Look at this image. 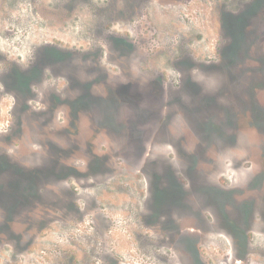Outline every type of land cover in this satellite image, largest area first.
<instances>
[{"label":"rangeland","instance_id":"1","mask_svg":"<svg viewBox=\"0 0 264 264\" xmlns=\"http://www.w3.org/2000/svg\"><path fill=\"white\" fill-rule=\"evenodd\" d=\"M254 1L0 0V264H264Z\"/></svg>","mask_w":264,"mask_h":264},{"label":"flooded vegetation","instance_id":"2","mask_svg":"<svg viewBox=\"0 0 264 264\" xmlns=\"http://www.w3.org/2000/svg\"><path fill=\"white\" fill-rule=\"evenodd\" d=\"M256 1H257V0H255L254 2H256ZM258 1L260 2V0H258ZM254 2H253V3H254ZM253 3H252V4H253ZM253 5H255V4H253ZM253 5L250 6V7L248 8V12H249V11H253V8H254ZM228 17H229V15H228ZM34 70L36 71V69H34Z\"/></svg>","mask_w":264,"mask_h":264}]
</instances>
